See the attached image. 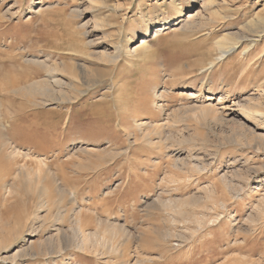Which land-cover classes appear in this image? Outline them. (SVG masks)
Returning <instances> with one entry per match:
<instances>
[{
	"label": "rangeland",
	"instance_id": "1",
	"mask_svg": "<svg viewBox=\"0 0 264 264\" xmlns=\"http://www.w3.org/2000/svg\"><path fill=\"white\" fill-rule=\"evenodd\" d=\"M263 11L264 0H0V264H264V35L241 52ZM189 13L192 26L173 25ZM228 32L237 50L215 60ZM29 59L95 78L64 87L63 104L40 102L23 89L45 75ZM253 107L261 122L246 119Z\"/></svg>",
	"mask_w": 264,
	"mask_h": 264
},
{
	"label": "bare ground",
	"instance_id": "2",
	"mask_svg": "<svg viewBox=\"0 0 264 264\" xmlns=\"http://www.w3.org/2000/svg\"><path fill=\"white\" fill-rule=\"evenodd\" d=\"M196 1L197 0H192V2L193 3H196ZM211 1V0H210ZM175 11H176V13L178 14V15H180L181 13H182V9H181V4H177L176 6H175ZM73 12L76 14V16H78L79 14H80V11L78 10V9H75V10H73ZM264 12V11H263ZM260 14V13H259ZM195 19H197V17L195 18V16L192 14V13H189L188 14V17L186 18V19H184V20H182V21H180V22H178V20L176 21V24H173V25H175V26H180L179 27V29L181 28V30H186L187 28H189V26H192L193 25V23H194V21H195ZM178 22V23H177ZM252 22V21H251ZM168 24L169 23H166V22H164L162 25H159L158 26V28H157V30H156V33H158V32H161V31H163V30H165L166 29V27L168 26ZM192 24V25H191ZM101 26V25H100ZM204 25L202 24V23H200L199 25H198V28H200V27H203ZM242 27H244V25L243 26H241V28ZM80 28V27H79ZM81 28H84V27H81ZM246 29V33H245V30ZM245 29H243V30H240V32L239 33H245L246 34V36L244 37L243 36V38H241V40H247V44L244 46V48L241 50V52L242 53H248V52H250L251 50H252V46H254V44H255V39H259V38H261V36H263L264 35V16H257V18L255 19V21L253 20V22L251 23V26H250V24H246L245 25ZM196 31V30H195ZM87 33H89V32H87L85 29H84V31H83V33H82V35H84V36H86L87 35ZM147 33L145 34V36H144V38H142V40H141V43H140V45L139 46H137L136 48H134V50H133V52L132 53H137L139 50H142L141 48H142V46L144 45V44H146L145 42H148V41H146V40H144V39H147ZM237 40V38H236V36L233 34V33H230V32H228V33H226V35H224L221 39H219V40H217L216 41V45L218 46V48H219V56L215 59V60H222L223 58H225L226 56H228V55H230V54H232V53H234V52H236V50H237V44H238V42L239 41H236ZM240 42H242V41H240ZM91 44V43H90ZM139 44V43H138ZM137 44V45H138ZM153 50V49H152ZM47 60V59H46ZM45 60V61H46ZM45 61H39V60H30L29 59V61H27V62H32V63H34V64H36L37 66H39L40 67V69L41 70H43L44 71V73H45V75H44V77H40L39 76V72L36 70V71H32V72H30V74H29V76L27 75V77H28V79H31L32 81H30V83H28V85H26L23 89L25 90L24 92H26L27 93V95H30V96H33V97H35V96H38V97H40L39 99H40V102H42V101H48V102H51V101H54V100H58V102L60 103V104H63L64 102H67V101H69V100H72V99H69L68 97H67V95H66V93L64 92V90H63V88L64 87H66V88H68V90L70 89H74V88H76V84H77V81H78V78L80 77V79H82V84L80 85V86H90V84L91 83H93V81H94V78H93V76H92V74H91V71H89L88 70V68H87V66L86 65H83V64H78L77 66H72L67 72H66V74L68 75V79H66L65 77H64V69H62L64 66H63V64L61 63V64H59V63H52V64H48L47 62H45ZM25 62H26V60H25ZM218 62V61H217ZM215 63V62H214ZM214 64H213V62L211 61L210 63H209V67H212ZM77 71H78V75H77ZM57 72V74L58 75H54L55 73ZM61 75H60V74ZM66 76V75H65ZM66 79V80H65ZM79 79V80H80ZM81 82V81H80ZM181 85H179V88L181 89V90H188V89H190V85L189 84H187V83H180ZM263 88V87H262ZM261 88V89H262ZM19 90H20V88H19ZM66 90V89H65ZM79 91V93H81L82 92V90H78ZM261 91H263L264 92V89L263 90H261ZM12 92V94L13 93H16L17 91L16 90H12L11 91ZM10 92V93H11ZM19 92V91H18ZM7 93V92H6ZM76 96V95H75ZM10 97V96H9ZM56 97V98H55ZM71 97H73V96H71ZM76 99H77V96L75 97ZM74 98V99H75ZM38 99V100H39ZM75 99V100H76ZM210 99V98H209ZM209 99H207V100H209ZM74 100V101H75ZM73 101V102H74ZM72 102V101H71ZM70 102V103H71ZM47 103V102H46ZM48 104V103H47ZM56 104V103H55ZM66 104V103H65ZM256 104V103H255ZM254 104V105H255ZM37 105V104H36ZM253 105V106H254ZM39 106V105H38ZM240 106V105H239ZM250 106H252V105H250ZM259 106H261V105H259ZM63 107V106H62ZM255 107H257V106H255ZM255 107H253V108H251V109H245V117H246V119H248V121L250 120V121H252V122H261L262 120H261V116H260V113L256 110V109H254ZM61 108V107H60ZM250 108V107H249ZM242 110H244L243 108H241ZM242 113H243V111H242ZM72 117H73V115H72ZM67 119H65V121H66ZM70 120H72V118H70L68 121H70ZM260 126V125H259ZM246 128V127H245ZM34 133H36V132H34ZM38 133V132H37ZM36 133V134H37ZM255 133V132H254ZM35 134V135H36ZM251 135V134H250ZM28 176V175H27ZM12 188V187H11ZM13 190V189H12ZM12 190H9V193H12ZM14 191V190H13ZM58 191H59V193H60V195H61V199H59V201L61 202L62 200H63V198H65L64 196H66V192L64 191V190H61V189H58ZM44 192H45V189H44ZM42 193H43V190H42ZM41 195H43V194H41ZM45 195V194H44ZM68 199L71 201V202H75V195H74V193L73 192H69L68 193ZM44 197V196H43ZM42 197V198H43ZM41 198V199H42ZM46 197H44V199H45ZM37 199V198H36ZM39 200V202L37 203L38 204V206L41 208V207H44V206H47L48 205V203L46 204V202H42L43 200H40V199H38ZM47 200H48V198H47ZM46 200V201H47ZM49 201V200H48ZM35 202V201H34ZM55 202V201H54ZM178 201H175L174 203L172 202V201H167L166 203H162L163 204V206H167V207H176L175 205H176V203H177ZM36 204V203H35ZM36 204V205H37ZM60 204V203H59ZM54 205V203L52 204V206ZM56 205H58L57 204V202H56ZM58 206H60V205H58ZM38 207V208H39ZM166 207V208H167ZM57 208V207H56ZM48 209V208H47ZM39 210V209H38ZM42 210V209H41ZM44 210V209H43ZM49 210H50V207H49ZM6 211V210H5ZM45 211V210H44ZM64 212V211H63ZM25 213V212H24ZM46 213H48V212H46ZM49 213H50V211H49ZM78 213V212H77ZM76 213V214H77ZM4 214V213H3ZM34 215V214H33ZM11 216V215H10ZM22 216V215H21ZM48 216H50V215H48ZM74 216H76V215H74ZM38 217V216H37ZM47 217V216H46ZM51 217V216H50ZM49 217V218H50ZM13 218V217H12ZM76 218V220L75 219H73V220H75V223H74V225H75V230L76 231H74V232H79L80 231V226H82L83 225V217H82V214H77V216L75 217ZM16 219V218H15ZM25 219V218H24ZM35 219V218H34ZM33 219V220H34ZM4 220V219H3ZM32 220V219H31ZM36 220H37V218H36ZM35 220V221H36ZM15 221V220H14ZM19 221V220H18ZM29 221H30V219H29ZM8 222V221H7ZM36 223V222H35ZM72 223V222H71ZM73 225V226H74ZM4 227V226H3ZM2 227V228H3ZM113 227V226H112ZM21 228V227H20ZM26 228V227H25ZM24 228V229H25ZM29 228V227H28ZM114 228V227H113ZM5 230V229H4ZM8 230V229H7ZM22 230V229H21ZM20 230V231H21ZM18 231V230H17ZM56 232L54 235L55 236H57V242H58V248L59 249H61L62 247L64 248V247H67L68 245H69V243L71 242V240H73V239H71L70 240V237L66 234L67 232H63V230L61 231L60 229H58V228H54L53 229V232ZM69 232H71V231H69ZM95 233V232H94ZM13 234V233H12ZM76 234V233H75ZM83 234V233H82ZM96 234V233H95ZM7 236V235H6ZM53 236V235H52ZM72 236V235H71ZM84 236V235H83ZM8 237V236H7ZM73 237V236H72ZM80 237V236H79ZM93 237V236H92ZM95 237H96V235H95ZM81 238V237H80ZM161 238V237H160ZM10 239V238H9ZM93 239H94V237H93ZM28 240H30V239H28ZM47 240V239H46ZM52 240V238L50 237V238H48V242H50V244H51V241ZM83 240V239H82ZM84 240H86V239H84ZM88 240V239H87ZM45 241V240H44ZM74 242V241H73ZM84 242V241H83ZM86 242V241H85ZM78 243V242H77ZM32 244H33V241H31V242H29V247H31V249H32V247L34 246H32ZM55 244V243H54ZM0 245H1V241H0ZM36 245V244H35ZM47 245V244H46ZM82 245H85V243H83ZM40 246V245H39ZM50 246V245H49ZM55 246V245H54ZM79 246H80V244H79ZM36 247V246H35ZM81 247V246H80ZM43 248V247H42ZM53 248V247H52ZM57 248V249H58ZM78 248V247H77ZM27 250V249H26ZM33 250V249H32ZM19 251V250H18ZM40 251V250H39ZM31 252V251H30ZM46 252H48V251H46ZM53 252V251H52ZM35 253V252H34ZM51 253V252H50ZM49 254V253H48ZM60 254V253H59ZM36 255H37V253H36ZM46 255V254H45ZM58 255V254H57Z\"/></svg>",
	"mask_w": 264,
	"mask_h": 264
}]
</instances>
